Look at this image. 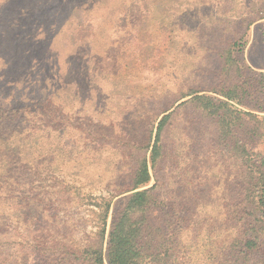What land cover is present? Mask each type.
Masks as SVG:
<instances>
[{"label":"trees","instance_id":"1","mask_svg":"<svg viewBox=\"0 0 264 264\" xmlns=\"http://www.w3.org/2000/svg\"><path fill=\"white\" fill-rule=\"evenodd\" d=\"M149 8L128 35L99 31L103 58L130 50L135 67L113 58L104 68L105 108L75 115L94 114V129L77 127L84 133L65 113L58 133L49 130L51 67L34 81L45 98L14 92L25 54L26 64L37 63L26 61L32 39L45 64L64 50L62 20L53 14L18 40L12 29L0 32V79L14 84L0 88L8 97L0 102V264H264V116L257 114L264 105L247 100L264 94V73L239 65L228 44L217 53L225 72L217 83L182 85L176 70L162 81L145 74L150 85L140 86L145 77L132 75L147 60L140 54L152 48L164 62L163 41L189 47L176 25H160L159 43L151 44ZM107 151L119 154L118 163L100 164Z\"/></svg>","mask_w":264,"mask_h":264},{"label":"rangeland","instance_id":"2","mask_svg":"<svg viewBox=\"0 0 264 264\" xmlns=\"http://www.w3.org/2000/svg\"><path fill=\"white\" fill-rule=\"evenodd\" d=\"M11 5H17L15 12L9 11L10 13H8L7 10ZM147 5L151 7L149 8V28L154 35V38L149 42L151 44L159 43L156 36L161 38V33L164 32L163 30L156 31L160 25H166L168 29H172L171 27L176 25L175 34L182 33L186 37L184 41L189 47L183 46L178 49L179 41L177 40L171 42L170 48H168V45L163 41L161 49L164 53L167 51L168 54L164 62L158 61L156 52L152 48L148 49L145 55L140 54L139 57H147L143 63L140 62L142 69H137L136 72L127 69L132 72L138 82L145 77L139 84L140 86L148 89L149 75L153 76L154 72L158 73L156 76L160 79L158 81H162L164 75L176 70L180 73L182 85H207L206 81L208 80L217 83L218 77L225 73L217 59V53L225 49L228 44H230L233 56L239 65L248 66L253 71L264 73V0H21L19 3H13V0H0V32H12L11 40L25 37L24 34H37L38 30L36 31L34 28L35 25L40 26L41 22H49L53 14L56 15V18H60V21L62 20L66 45L64 50L45 64L39 61L38 57H34L33 51L37 44L34 42L36 40L32 39L33 43L31 42L30 46L33 47L26 61L35 58L37 63L32 66L26 64L24 62L25 54L22 58V63L26 65L22 69L25 82L24 80L18 82L20 85L14 87L15 93L23 92L25 95L22 97H31L32 101H38L40 97L45 98V93H38L34 90L36 85L34 81L38 78L43 81L42 77L47 66L57 71L56 77L51 72L47 75L51 98L55 99V102L50 106L52 119L49 130L53 134H57L60 126L63 125L62 119L66 118L64 113L71 116L69 119H72L73 122L69 124L70 127L78 129L77 127L80 126L94 129L96 123L94 114L91 118L82 120L75 115L78 113L87 115L91 111L103 110L105 105L102 99L105 100V98L101 94L103 93L102 73H104V68L111 65L113 58L114 61L127 59L129 62L132 59L128 57L130 50L116 56L108 54V57L103 58L102 53L105 48H102L103 45L97 48L98 40L103 34L101 32L111 31L113 33L116 30L115 38L121 36L123 32L128 35L135 30V25L139 24L140 26L143 23L142 14L145 13ZM161 7L166 8V16H162ZM15 14L16 20L13 17ZM100 18L107 19V22L99 21ZM119 18L120 20L117 21L116 19ZM139 19H142V23L138 21ZM14 22L19 25L16 30L12 26ZM51 22L54 21L51 19ZM10 29H12L11 32ZM93 30L98 32L97 37H91L90 33ZM115 43L114 39L112 44ZM10 48H12V44H10ZM184 48L187 51L182 54ZM194 48L196 52L193 51ZM207 52L212 54H207ZM66 60L69 62L70 68L66 65ZM128 67L133 68L135 65L130 62ZM58 72H63V75H59ZM145 74L148 75V78ZM262 81L263 84L259 85L263 87L264 91V80ZM7 85L13 86L14 84L9 78L0 79V88ZM74 89L76 91L73 92ZM75 94L76 96H74ZM81 94H86V98L82 99ZM7 99L8 97L0 91V102ZM247 100L264 105V94L256 93L248 96ZM257 114L264 116V112L258 111ZM99 123L101 122L99 121ZM148 128L149 126H145L144 121L142 129L145 134ZM78 130L83 133L87 131V129ZM106 131L107 129H105ZM118 155L117 153L112 156L111 152L107 151L101 154L102 159H98V161H101L100 164L108 161L118 163L116 160ZM121 159L122 167L128 169L130 160L127 159L124 162L125 158ZM93 163H97V161ZM108 163L104 165L107 166ZM116 166L118 168L120 165ZM94 193H98V191H94Z\"/></svg>","mask_w":264,"mask_h":264}]
</instances>
